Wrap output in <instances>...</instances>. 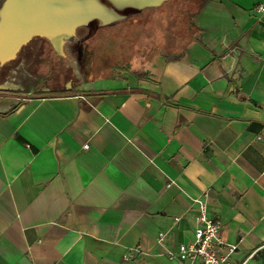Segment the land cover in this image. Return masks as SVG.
<instances>
[{
    "label": "crops",
    "instance_id": "obj_1",
    "mask_svg": "<svg viewBox=\"0 0 264 264\" xmlns=\"http://www.w3.org/2000/svg\"><path fill=\"white\" fill-rule=\"evenodd\" d=\"M192 23L135 71L0 100V264H183L203 194L231 264H264V0Z\"/></svg>",
    "mask_w": 264,
    "mask_h": 264
},
{
    "label": "rangeland",
    "instance_id": "obj_2",
    "mask_svg": "<svg viewBox=\"0 0 264 264\" xmlns=\"http://www.w3.org/2000/svg\"><path fill=\"white\" fill-rule=\"evenodd\" d=\"M204 2L205 0H198V7L200 6L198 11ZM168 7L171 6L168 5L165 8L166 12L162 14H156V8L146 9L128 18L129 21L126 19L115 26L98 30L83 44L81 42L68 44L64 47V57L56 56L47 41L31 40L23 47L18 59L10 64L11 67H16L18 63H22L23 59L25 70L15 77H25V82H5L2 81L3 76H0V100L18 102L19 99L35 93L41 86H48L51 91H63L71 85L115 79L121 70L127 71L128 68L135 71L140 68L149 55L156 50L163 54L169 52L170 48L175 49L174 52L180 51L188 44V41H176L173 47H170L169 41L165 46L158 39L161 36L158 30L164 28L171 13ZM187 14L189 13L186 9L185 15ZM193 15L189 17L190 23H192ZM138 22L146 24L142 25ZM173 26L171 21L166 28L167 35L171 36ZM85 33V30H79L77 37L82 38ZM115 40L124 41L127 47L118 49L116 46L118 43L116 44ZM129 42H132L133 46L136 44L134 53L129 52L131 55L129 67L127 66L129 61H126L125 57L121 59L117 57V62H112L116 58V52L121 54L123 51L121 55L125 56V52L129 51ZM35 86L37 88H34Z\"/></svg>",
    "mask_w": 264,
    "mask_h": 264
},
{
    "label": "water",
    "instance_id": "obj_3",
    "mask_svg": "<svg viewBox=\"0 0 264 264\" xmlns=\"http://www.w3.org/2000/svg\"><path fill=\"white\" fill-rule=\"evenodd\" d=\"M168 0H5L0 12V64L12 61L34 37L46 40L55 55L91 39L100 29L159 8ZM78 29H86L83 38Z\"/></svg>",
    "mask_w": 264,
    "mask_h": 264
},
{
    "label": "built area",
    "instance_id": "obj_4",
    "mask_svg": "<svg viewBox=\"0 0 264 264\" xmlns=\"http://www.w3.org/2000/svg\"><path fill=\"white\" fill-rule=\"evenodd\" d=\"M87 145L84 146L86 148ZM203 198H191V204L195 206L197 215L196 227L187 244L178 247L177 255L183 264H231L230 256L236 250L235 245L226 244L219 237L221 222L209 216L206 205V194ZM175 221H179L176 218ZM163 233L158 235V241H162ZM168 258H173L174 253L166 252Z\"/></svg>",
    "mask_w": 264,
    "mask_h": 264
},
{
    "label": "trees",
    "instance_id": "obj_5",
    "mask_svg": "<svg viewBox=\"0 0 264 264\" xmlns=\"http://www.w3.org/2000/svg\"><path fill=\"white\" fill-rule=\"evenodd\" d=\"M198 0H168L167 2H165L160 8H156L155 12L156 14H162L165 13V8L170 5L171 7H168V9L171 10V13L168 17V20L165 22L164 24V28L161 30H158V33L161 34V36L158 37V39H160V41L163 43L162 45L165 44V46L167 45L168 41H169V46L173 47L174 42L176 41H188V44H191L193 42H199L200 40L196 38V34L199 33V29L195 27V25L193 23L189 22V17L193 14H195L198 11V4H197ZM167 5V6H166ZM186 9L188 11L189 14H187V16L185 15ZM166 17V16H165ZM165 17H163V19L165 20ZM171 18V19H169ZM130 19H128L129 21ZM171 21L173 22V27H172V34L167 35L166 34V28L169 26V24L171 23ZM138 24H146V23H141L138 22ZM116 41V40H115ZM118 43L117 48L118 49H123L124 47H127V44H124V41H116V44ZM129 46V51L125 52V56H122L121 54L124 53L123 51L120 53L116 52V58L112 61V62H117V57H119L120 59L122 57H125L126 61H129L131 55L129 52L134 53L135 50V45L133 46L132 42L128 43ZM131 50V51H130ZM129 57V58H127ZM130 65V61L127 64V66L129 67ZM128 72H130V69H126Z\"/></svg>",
    "mask_w": 264,
    "mask_h": 264
},
{
    "label": "flooded vegetation",
    "instance_id": "obj_6",
    "mask_svg": "<svg viewBox=\"0 0 264 264\" xmlns=\"http://www.w3.org/2000/svg\"><path fill=\"white\" fill-rule=\"evenodd\" d=\"M4 1L5 0H0V12H1V9L3 7ZM79 30H85L86 31V29H78L77 32ZM33 39L44 40V39L38 38V37H34ZM44 41H46V40H44ZM87 41H85V42H87ZM85 42H83V43H85ZM23 47L19 50V52L17 53L16 58L14 60L5 62L3 64H0V76H3L2 81L15 82V83H23V82H25V80H26L25 77H15V75L20 74L21 72H23L25 70L23 59L21 60L22 63H18L16 67H11V65H10V64H13L18 59V56H19V54H21V51H22ZM2 74H4V75H2Z\"/></svg>",
    "mask_w": 264,
    "mask_h": 264
}]
</instances>
